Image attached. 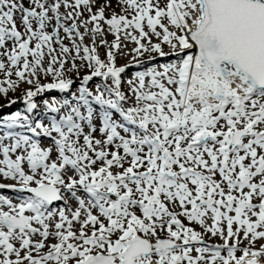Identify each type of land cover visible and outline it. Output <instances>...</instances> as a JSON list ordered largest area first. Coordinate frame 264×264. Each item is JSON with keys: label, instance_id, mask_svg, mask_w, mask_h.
<instances>
[{"label": "snow or ice", "instance_id": "1", "mask_svg": "<svg viewBox=\"0 0 264 264\" xmlns=\"http://www.w3.org/2000/svg\"><path fill=\"white\" fill-rule=\"evenodd\" d=\"M23 85L0 264H264V0H0Z\"/></svg>", "mask_w": 264, "mask_h": 264}, {"label": "rangeland", "instance_id": "2", "mask_svg": "<svg viewBox=\"0 0 264 264\" xmlns=\"http://www.w3.org/2000/svg\"><path fill=\"white\" fill-rule=\"evenodd\" d=\"M109 40H111V39L109 38ZM130 47H131V45H130ZM101 54H103V49H101ZM122 64H124V63H122ZM25 87H27V86L23 85L21 87L20 91H18L16 93H10L9 94L10 96H14L18 99V103L15 106H13V109L11 108L8 110L7 108H3V105L6 103V101L3 99H0V109H2V110H0V115H1L0 118H2L3 116H6V115H11L16 111H21L23 114V109H24L25 105L23 104L21 97H22L23 89ZM0 131H2V130H0ZM48 143H49V141L47 139H44L42 142V145L47 146ZM238 255H239V253H238Z\"/></svg>", "mask_w": 264, "mask_h": 264}, {"label": "bare ground", "instance_id": "3", "mask_svg": "<svg viewBox=\"0 0 264 264\" xmlns=\"http://www.w3.org/2000/svg\"><path fill=\"white\" fill-rule=\"evenodd\" d=\"M111 39V37H109ZM167 51V49H165ZM127 61L125 59H119L118 58V63L119 64H122V63H126ZM8 109V108H7ZM13 109V107H12ZM9 110V109H8ZM1 116V115H0ZM43 146V145H42ZM0 194H3V195H6L8 196L9 198H13V202L14 203H17L19 202V197L17 196V194L11 192L10 190H4L2 192H0Z\"/></svg>", "mask_w": 264, "mask_h": 264}]
</instances>
